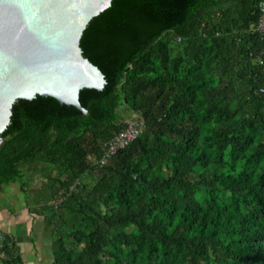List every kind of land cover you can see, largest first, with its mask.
Returning <instances> with one entry per match:
<instances>
[{
  "label": "trees",
  "instance_id": "16d2710c",
  "mask_svg": "<svg viewBox=\"0 0 264 264\" xmlns=\"http://www.w3.org/2000/svg\"><path fill=\"white\" fill-rule=\"evenodd\" d=\"M260 2L112 0L80 39L105 79L86 114L15 101L0 190L42 219L50 264H264ZM129 114L142 132L101 165ZM0 264H25L3 232Z\"/></svg>",
  "mask_w": 264,
  "mask_h": 264
},
{
  "label": "water",
  "instance_id": "95a60500",
  "mask_svg": "<svg viewBox=\"0 0 264 264\" xmlns=\"http://www.w3.org/2000/svg\"><path fill=\"white\" fill-rule=\"evenodd\" d=\"M112 0H0V144L17 100L40 96L73 106L83 89L101 91V71L82 55L89 22Z\"/></svg>",
  "mask_w": 264,
  "mask_h": 264
},
{
  "label": "crops",
  "instance_id": "0c3cea01",
  "mask_svg": "<svg viewBox=\"0 0 264 264\" xmlns=\"http://www.w3.org/2000/svg\"><path fill=\"white\" fill-rule=\"evenodd\" d=\"M8 194L9 197L12 195L14 199L7 201V199H9ZM18 196L20 197L19 192L12 188L9 193H6L4 188L0 190V232L10 234L14 237L23 258H25L24 255H27V260H25L27 264H38L40 262V257L39 255H35V253L41 250L42 245L38 238H31V226L33 228L35 225L32 224L33 220L37 223H41L42 219L39 217H30L26 212L23 200H20ZM28 226H30V228H28ZM17 233L24 235V239L22 238L20 240L17 237ZM40 237L42 238V235H40ZM23 244L24 246H22ZM34 250H36V252H34Z\"/></svg>",
  "mask_w": 264,
  "mask_h": 264
},
{
  "label": "built area",
  "instance_id": "2783aa9c",
  "mask_svg": "<svg viewBox=\"0 0 264 264\" xmlns=\"http://www.w3.org/2000/svg\"><path fill=\"white\" fill-rule=\"evenodd\" d=\"M260 8V19L256 26V31H258L262 36H264V0H261L259 4ZM143 130V123L139 119H133L128 123V125L116 136L111 138L104 144L105 151L100 160V164L103 165L110 159L118 150L127 146L132 140H134Z\"/></svg>",
  "mask_w": 264,
  "mask_h": 264
},
{
  "label": "rangeland",
  "instance_id": "374dc122",
  "mask_svg": "<svg viewBox=\"0 0 264 264\" xmlns=\"http://www.w3.org/2000/svg\"><path fill=\"white\" fill-rule=\"evenodd\" d=\"M129 116H130V120H132V118H133V115H130L129 114ZM129 116L127 115V118H129ZM36 185H38L37 183H36ZM14 189V190H16L17 191V185H15V186H8V187H5L4 188V191L7 193H9L10 192V189ZM8 197H9V194H8ZM19 197V196H18ZM12 199H14V197L11 195L10 197H9V199H7V201H10V200H12ZM19 199L20 200H24V197H23V195H20V197H19ZM9 204V203H8ZM37 221V220H36ZM37 222H35L34 220H33V228H32V226H31V229H32V233H31V238H38L40 241H41V250L39 251V252H37V253H35V255H39V257H40V262L38 263V264H50V255H51V250L49 249V245H50V243H47L45 240H44V236L42 235V231L40 230L41 228V225H40V223L38 222L37 224H36ZM28 228H30V226H28ZM39 233H40V235H42V238L40 237V235H39ZM39 235V236H38ZM24 235H21L20 233H17V237L21 240L22 238L24 239V237H23ZM29 236V235H28ZM24 241V240H23ZM22 246H24V244L22 245ZM34 252H36V250H34ZM25 256V258H24V263L25 264H27L26 263V261L25 260H27V255H24Z\"/></svg>",
  "mask_w": 264,
  "mask_h": 264
}]
</instances>
